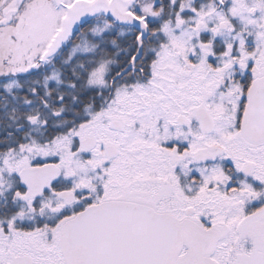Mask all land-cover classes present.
I'll return each mask as SVG.
<instances>
[{
  "label": "snow or ice",
  "instance_id": "obj_1",
  "mask_svg": "<svg viewBox=\"0 0 264 264\" xmlns=\"http://www.w3.org/2000/svg\"><path fill=\"white\" fill-rule=\"evenodd\" d=\"M0 264H264V0H0Z\"/></svg>",
  "mask_w": 264,
  "mask_h": 264
}]
</instances>
